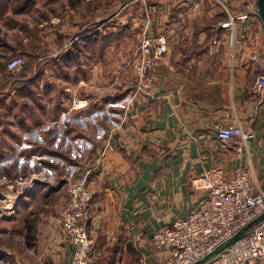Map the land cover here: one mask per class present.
<instances>
[{
    "label": "crops",
    "instance_id": "0c3cea01",
    "mask_svg": "<svg viewBox=\"0 0 264 264\" xmlns=\"http://www.w3.org/2000/svg\"><path fill=\"white\" fill-rule=\"evenodd\" d=\"M251 3L117 0L108 18L98 0L81 9L67 3L61 15L37 0L17 2L16 13L4 4L0 18L16 17L23 44L29 37L24 17L32 8V15L45 6L50 12L44 20L41 13L34 15L33 49L39 53H33L31 66L10 85L2 83L5 66L0 71V139L5 143L16 134L15 147H21L15 158L12 146L0 151V169L23 177L42 165L55 181L73 169L76 177L86 176L93 194L88 234L96 263L163 264L168 254L156 251L150 239L205 203L198 178L209 169L218 167L229 178L241 168L255 187H263L264 92L253 89L259 70L250 55L264 49V26L259 17L236 19L234 40L220 27ZM144 34L167 37V63L156 67L152 93L125 110L134 74L121 63ZM45 40L48 48L40 53ZM15 51L25 53L23 47ZM111 53V71L120 68L106 85ZM73 96L85 99L87 107L70 111ZM51 122L58 124L50 127ZM218 123L239 125L251 137L221 142L214 130ZM57 194H65L63 185L40 186L16 212L35 198ZM33 216L42 221L32 240L3 252H12V262L21 264H69L71 248L55 218Z\"/></svg>",
    "mask_w": 264,
    "mask_h": 264
},
{
    "label": "built area",
    "instance_id": "2783aa9c",
    "mask_svg": "<svg viewBox=\"0 0 264 264\" xmlns=\"http://www.w3.org/2000/svg\"><path fill=\"white\" fill-rule=\"evenodd\" d=\"M251 8L238 16H231L220 27L229 30L234 40L235 21L259 17L256 0H251ZM168 40L164 35L144 34L131 53L128 66L134 74L133 88L125 98V110L139 96H148L155 85V69L160 63H167ZM259 74L254 83V91L264 92V49L250 55ZM25 65L22 57L16 56L6 63V73L13 77ZM87 107V101L77 96L71 99L70 111ZM65 116V115H64ZM57 122L48 124L56 126ZM112 129L111 131H113ZM216 137L221 142L237 140L246 142L251 137L242 127L234 123H218L214 126ZM21 147H17L20 150ZM51 158V157H49ZM40 168V169H39ZM77 169L70 170L57 181L42 165L22 179L5 182L0 179V199L4 207L0 216L11 217L23 199L34 195L43 185H63L67 200L55 215V225L63 243L71 248L69 264H98L95 245L89 238L88 225L92 218L91 202L93 194L86 184V176L76 177ZM199 188L206 192L205 203L182 218L176 219L168 228L157 231L150 242L158 252H166L168 258L163 264H194L217 252L204 264H264V218L254 223L264 214L263 187H255L250 172L237 168L233 175L226 177L218 167L209 169L198 178ZM58 182V183H56ZM26 197V198H25ZM247 226L244 235L225 246L238 232ZM16 264L21 262L16 261ZM140 264H146L141 260Z\"/></svg>",
    "mask_w": 264,
    "mask_h": 264
},
{
    "label": "rangeland",
    "instance_id": "374dc122",
    "mask_svg": "<svg viewBox=\"0 0 264 264\" xmlns=\"http://www.w3.org/2000/svg\"><path fill=\"white\" fill-rule=\"evenodd\" d=\"M0 1H3V0H0ZM20 1L30 3L34 0H4L3 3L0 4V14L3 12L2 8L4 7V4L5 5L9 4V7L11 9L10 13H16L15 12L16 3L20 2ZM37 1H40V2L42 1L46 5L47 4L52 5L53 7L51 8V11L55 12L58 15L64 14V12L68 11L67 10L68 8L66 9V7H65V5H67V3L69 5L71 3L73 5L74 9H81L82 4L83 5L84 4H90L89 7H93L97 4V0H89L88 3L86 0H37ZM100 1L101 0H98V4H99V6L101 4V6L104 8L106 18H108L111 15L110 13L113 11L112 4L114 6L115 1H117V0H103V2H100ZM116 5H119V3H117ZM84 9H85V7H84ZM32 12H33V8L31 9L30 14L24 17L26 20V27H27V31H28V35H29L28 41L26 39V42L24 44L20 41L21 36L20 35L18 36L17 27L14 25L16 23V17L13 18L11 16V18L9 20H6L5 22H4L5 18H3V17L0 18V71L3 70L4 66L6 67V63L11 58H14L16 56H20L24 59L25 65H24L23 70L28 68L29 66H31L30 61L32 60L33 53L36 52V50L33 49V44H34L33 37H34V35H32V33L34 31V27L36 25L34 15L38 16V13H41L40 17L42 20H44V18L46 17V14L48 15V13L50 11H49V7L45 6V7H41L39 10H35L33 15H32ZM75 12H78V10L73 11V14H76ZM13 25H14V28H13ZM45 27H47V26H45ZM46 37H47V34L43 36V39H45ZM71 43H73L72 40H70L67 43V46H69ZM15 47H19V48L23 47L25 53H22V52L16 53ZM47 48H48V42H46V40H45L44 44L41 48L42 51L40 53H44ZM133 50L131 51V53L133 52ZM36 53H39V52H36ZM131 53H128V55H127V53H125L127 56L125 58V61L123 63H121V65L125 64L126 66H128V61H129V58L131 56ZM113 58H114V53H111V55L108 56L109 61H106V63H105V71H106V74H108L106 76V80H105L106 85H110L111 80L113 81L114 77H112V72H114L115 70L120 68L119 66H116V67H114L113 71H111ZM15 80H16V77L15 78H14V76L9 77L8 74L4 70V77H3L2 83L10 85V84H14ZM107 88H109V87H107ZM109 89L111 91H113L112 87ZM112 93L107 92V90H106V95H109ZM2 116H3V114L2 115L0 114V118ZM9 118L12 120V115H10ZM16 137H17L16 134H14L12 139H10L9 141H5V143L7 142L6 144L4 143V140L2 138L0 139V151H3V152L6 151L10 146L15 148V149L13 148L14 153L10 156V158H15L17 156V152H16L17 147H15V145H16L15 143L17 140ZM6 159H8V158H6ZM2 163H3V160L0 159V165ZM15 175H16L15 172L7 173L6 171H2L0 169V179L2 181L14 182L16 180H19V179H22L23 177H25V176H23V177L18 176V172H17V175L16 176ZM66 200H67L66 193L63 195L57 194V196H55V195H51V196L48 195L46 197L43 196L40 198H35L34 200H32L30 202L31 203L30 205L29 204L24 205V207H22L20 210H18L16 212L20 203L23 201L22 200L19 203V205L16 207L15 213L11 214L12 216L10 219H8L7 222L3 221V219L0 218V264H16V259H14V262H12V259L14 258L12 255L13 253L12 252H3V250L6 249L7 246H11L13 248H16V245H18L17 243H19L23 240H25V241L32 240V238L34 237V233H35L34 229L37 225V222L39 223L42 221V220L36 221V218L33 215H52V217L55 218V215H58L60 209H62V207L65 205ZM2 207H4V204L2 203V201L0 199V210ZM28 227H32L31 229H33V230L31 231L30 228H29L30 230L29 229L26 230ZM7 257H9V259H7ZM19 262H21V261H19Z\"/></svg>",
    "mask_w": 264,
    "mask_h": 264
},
{
    "label": "water",
    "instance_id": "95a60500",
    "mask_svg": "<svg viewBox=\"0 0 264 264\" xmlns=\"http://www.w3.org/2000/svg\"><path fill=\"white\" fill-rule=\"evenodd\" d=\"M256 7L258 10V15L259 18L264 26V0H256ZM264 218V214H262L257 220L254 221V223L258 222L259 220ZM249 226H247L246 228H244L242 231L238 232L233 238H231L225 246H228L230 244H232L233 242H235L236 240H238L239 238H241L244 235V232L248 229ZM217 252L212 253L211 255L199 260L198 262L194 263V264H204L206 262V260H208L211 256H214Z\"/></svg>",
    "mask_w": 264,
    "mask_h": 264
},
{
    "label": "trees",
    "instance_id": "16d2710c",
    "mask_svg": "<svg viewBox=\"0 0 264 264\" xmlns=\"http://www.w3.org/2000/svg\"><path fill=\"white\" fill-rule=\"evenodd\" d=\"M18 73L16 75H14V78L17 77Z\"/></svg>",
    "mask_w": 264,
    "mask_h": 264
},
{
    "label": "bare ground",
    "instance_id": "6f19581e",
    "mask_svg": "<svg viewBox=\"0 0 264 264\" xmlns=\"http://www.w3.org/2000/svg\"><path fill=\"white\" fill-rule=\"evenodd\" d=\"M26 198V197H25ZM24 200V199H23Z\"/></svg>",
    "mask_w": 264,
    "mask_h": 264
}]
</instances>
